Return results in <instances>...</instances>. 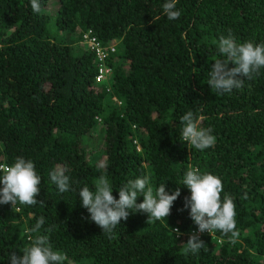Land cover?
<instances>
[{"label":"trees","instance_id":"16d2710c","mask_svg":"<svg viewBox=\"0 0 264 264\" xmlns=\"http://www.w3.org/2000/svg\"><path fill=\"white\" fill-rule=\"evenodd\" d=\"M166 2L39 0L34 13L31 0H0V167L32 160L43 201L0 204V264L31 245L41 216L39 234L66 254L63 264H264V68L230 94L207 84L229 29L238 43H264V0H177L176 20L164 13ZM48 3L54 13L44 12ZM88 32L115 45L102 80ZM81 41L86 49H75ZM188 111L213 130L214 146L197 150L183 141L180 118ZM57 166L70 178L65 193L50 179ZM189 167L220 177L221 197L231 194L237 206L239 236L200 233L207 250L198 254L183 245L198 231L190 209L181 211L191 195L183 185ZM144 174L154 189L179 187L181 196L169 217L148 224V214L131 213L110 238L90 222L80 188L94 191L103 175L118 190ZM169 227L185 235L176 239Z\"/></svg>","mask_w":264,"mask_h":264},{"label":"clouds","instance_id":"9594fccd","mask_svg":"<svg viewBox=\"0 0 264 264\" xmlns=\"http://www.w3.org/2000/svg\"><path fill=\"white\" fill-rule=\"evenodd\" d=\"M31 8L34 13H39V0H31ZM163 11L169 20H176L182 15L177 8V0H167L163 4ZM218 52L224 58L215 60L207 73V84L217 94H230L233 89H242L246 79H253L264 68V43H238L231 29L227 36L219 37ZM229 64L235 66L230 68ZM180 120L182 139L189 147L205 150L215 145L213 130L200 127V121L193 111H188ZM0 172L3 173L0 180L3 184L0 189V204H11L13 208L18 204H43V201L37 200L41 192L42 178L32 160L17 157L13 165L0 167ZM65 173L64 167L57 166L49 174L60 193L70 189V178ZM183 185L190 190L191 195L184 198V209L181 211L190 209V219L198 227L199 233L212 234L220 231L225 236L230 234V239L239 236L236 224L237 206L231 194L221 197L224 188L220 177L211 173L201 174L199 169L189 167L184 174ZM114 191H118L119 199L113 195ZM78 196L82 207L90 214V222H94L111 238L121 220L127 221L131 213L148 214V224L169 217L181 191L178 187L170 194L166 191V184H160L154 189L148 174L129 180L118 190H114L109 179L102 175L96 180L94 191L85 185L80 188ZM139 197H143L142 203H137ZM247 198L245 193L242 199ZM44 224L45 218L41 216L30 230L37 233L35 238L29 237L31 245L23 250V254L12 253L10 264H63L67 259L66 254L53 250L49 235L39 234ZM54 227L49 226L44 232L51 233ZM169 229L176 239L185 235L178 227ZM183 245L186 253L198 254L201 250H207V245L196 232H192L187 243Z\"/></svg>","mask_w":264,"mask_h":264},{"label":"built area","instance_id":"2783aa9c","mask_svg":"<svg viewBox=\"0 0 264 264\" xmlns=\"http://www.w3.org/2000/svg\"><path fill=\"white\" fill-rule=\"evenodd\" d=\"M89 34V32L84 34L85 44L88 49L94 52L96 59L99 61V72L97 75V80H102L103 78H107L111 73L110 69L106 66V64L104 65V63L106 57L110 53L115 52V45H109L108 47H104L100 45V43L96 41L94 37H91ZM196 233L200 234L198 231H196Z\"/></svg>","mask_w":264,"mask_h":264},{"label":"rangeland","instance_id":"374dc122","mask_svg":"<svg viewBox=\"0 0 264 264\" xmlns=\"http://www.w3.org/2000/svg\"><path fill=\"white\" fill-rule=\"evenodd\" d=\"M55 9H56V7L53 5V3H48V6L46 8H44V12L51 14V13H54ZM74 47H75V49L76 48L86 49V47H85V45H84V43L82 41H81L80 44L78 43ZM247 234H249V232L247 230L244 231L243 235L246 236Z\"/></svg>","mask_w":264,"mask_h":264}]
</instances>
